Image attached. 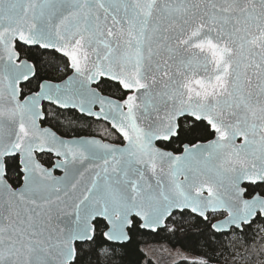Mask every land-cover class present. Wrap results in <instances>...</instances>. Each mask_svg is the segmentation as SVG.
<instances>
[{"label": "snow or ice", "instance_id": "1", "mask_svg": "<svg viewBox=\"0 0 264 264\" xmlns=\"http://www.w3.org/2000/svg\"><path fill=\"white\" fill-rule=\"evenodd\" d=\"M43 101L124 143L65 139ZM185 210L226 213L213 241L264 264V0H0V264H125Z\"/></svg>", "mask_w": 264, "mask_h": 264}, {"label": "trees", "instance_id": "2", "mask_svg": "<svg viewBox=\"0 0 264 264\" xmlns=\"http://www.w3.org/2000/svg\"><path fill=\"white\" fill-rule=\"evenodd\" d=\"M49 50L43 49H25L22 51V57L30 59V62L36 63L35 57H39V74L45 79L60 81L59 77L63 73H56L52 70L49 56ZM37 81L34 79L31 88L36 90ZM28 92V88L24 89ZM106 95H112L119 98L122 93L113 89H106ZM46 120L44 125L54 129L63 137L77 136H97L113 143H122L121 138L102 121H96L92 118L80 115L73 110H61L52 105L45 104ZM39 160L47 166H50L52 156L42 154L38 156ZM256 186L249 187V191H260ZM214 216L209 214V220L204 221L198 216L184 211L183 213L173 214L166 222L164 228L157 230L155 233L138 229L134 241L127 249L125 264H159L145 253V246L149 244H166L173 248L189 252L195 256L192 260L177 261L172 264H193V261L204 257L208 253H213L216 259L213 264H233L230 255L231 246L225 243L223 246L218 242V235L215 237L217 242L213 241V232L210 223L214 222ZM171 229H175L172 231ZM251 234V230H247ZM215 250V251H214ZM123 254V250L118 249Z\"/></svg>", "mask_w": 264, "mask_h": 264}, {"label": "rangeland", "instance_id": "3", "mask_svg": "<svg viewBox=\"0 0 264 264\" xmlns=\"http://www.w3.org/2000/svg\"><path fill=\"white\" fill-rule=\"evenodd\" d=\"M144 250L148 258L153 259L159 264H172L177 261L192 260L195 258L189 252L170 247L166 244H149L145 246Z\"/></svg>", "mask_w": 264, "mask_h": 264}, {"label": "water", "instance_id": "4", "mask_svg": "<svg viewBox=\"0 0 264 264\" xmlns=\"http://www.w3.org/2000/svg\"><path fill=\"white\" fill-rule=\"evenodd\" d=\"M49 51H51V50H49ZM55 82V81H54ZM57 83L58 82H60V81H56ZM43 103V105H45V104H48V105H52V106H54L55 108H58L56 105H53V104H50L49 102H47V101H43L42 102ZM58 109H60V108H58ZM61 110H73V111H76V112H78L80 115H83V116H86V117H88V118H92V119H94V120H96V121H102V122H104L105 124H107L109 127H110V129L111 130H113L118 136H119V134L115 131V129H112L111 128V125H110V123L109 122H107V121H104V120H97V119H95L94 117H89V116H87L86 114H83V113H80L77 109H61ZM97 110H98V108H97ZM44 122H42V126H44V127H49V126H47V125H44L43 124ZM51 128V127H50ZM53 131H55L54 129H52ZM58 134V133H57ZM59 135V134H58ZM79 137H87V138H96V139H102V138H100V137H97V136H77V137H64L65 139H73V138H79ZM120 137V136H119ZM121 138V140H122V137H120ZM104 142H106V143H113V142H110V141H108V140H104V139H102ZM124 143V141L122 140V143H116V144H123ZM238 143H239V141H238ZM40 155H42V154H40ZM39 155V156H40ZM46 155H50V154H46ZM50 156H52V155H50ZM52 158H53V162H54V160H55V157L54 156H52ZM39 159V158H38ZM41 162V161H40ZM42 163V162H41ZM46 167H50V166H47V165H45ZM56 175H62V173L61 172H59V171H57L56 173H55ZM185 211H187V212H190V211H188V210H185ZM175 213H181V212H175ZM174 213V214H175ZM191 213V212H190ZM193 214V213H192ZM210 215H213V216H219V215H221L222 217L221 218H219V219H217V220H215L213 223H215V222H217V221H219V220H223L224 219V217L226 216V213H223V212H219V213H215V214H213V213H209ZM194 215H196V214H194ZM197 216V215H196ZM170 218V217H169ZM169 218H167V220L169 219ZM167 220L164 222V224H162L160 227H159V229H162V228H164L165 227V225H166V222H167ZM158 229V230H159ZM142 230H144V231H147V232H151V233H155V232H157V231H155V232H153V231H150V230H146V229H142Z\"/></svg>", "mask_w": 264, "mask_h": 264}, {"label": "flooded vegetation", "instance_id": "5", "mask_svg": "<svg viewBox=\"0 0 264 264\" xmlns=\"http://www.w3.org/2000/svg\"><path fill=\"white\" fill-rule=\"evenodd\" d=\"M52 161H53V158H52ZM221 217H222L221 215H219V216H214V219L217 220V219H219V218H221Z\"/></svg>", "mask_w": 264, "mask_h": 264}]
</instances>
